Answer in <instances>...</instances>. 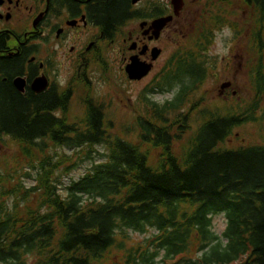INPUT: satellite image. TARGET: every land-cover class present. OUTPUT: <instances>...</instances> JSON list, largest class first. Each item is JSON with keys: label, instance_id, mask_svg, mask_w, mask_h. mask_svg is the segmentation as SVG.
<instances>
[{"label": "trees", "instance_id": "16d2710c", "mask_svg": "<svg viewBox=\"0 0 264 264\" xmlns=\"http://www.w3.org/2000/svg\"><path fill=\"white\" fill-rule=\"evenodd\" d=\"M235 3L201 5L191 42L170 64L168 87L153 84L138 96L136 140L113 133L106 104L83 76L72 89L80 115L70 114L68 86L26 98L0 81V142L19 151L11 165L0 160V264H264V0ZM125 6L123 0L122 13ZM107 8L110 15L119 11ZM224 28L244 42L250 94L208 104L201 86L217 76L218 62L205 65L201 46ZM0 66L6 76L18 59ZM180 78L174 98L148 97ZM246 126L263 141L227 147ZM97 146L104 160L62 195L59 175L90 159ZM63 147L71 154L57 152ZM24 165L36 172L29 187L21 182L30 176L20 174ZM218 213L225 215L220 234L212 221ZM131 232L151 233L136 239Z\"/></svg>", "mask_w": 264, "mask_h": 264}, {"label": "flooded vegetation", "instance_id": "af4514ba", "mask_svg": "<svg viewBox=\"0 0 264 264\" xmlns=\"http://www.w3.org/2000/svg\"><path fill=\"white\" fill-rule=\"evenodd\" d=\"M109 1L0 0V64L13 58L18 59L19 65L15 69H8L6 76L1 72L0 81H10L12 87L26 98L61 91L68 86V97L71 99L74 95V78L79 75L89 86L100 83L104 75L123 84L141 82L151 76L145 91L150 92L153 83H161L162 87L167 88L170 64L180 55L176 50L185 44L183 39L194 32L201 20V6H198L193 19V14L187 10L188 0H183L177 12L173 0H126L125 13L120 8L123 0ZM204 1L192 0L200 5ZM218 1L210 0L214 5ZM113 5L119 11L115 15L107 14V7ZM185 14L189 16L188 20ZM169 16L171 19L157 28V22ZM169 42H174L175 46L173 51L166 54ZM38 43L41 47L49 46L42 51L44 57L39 54ZM113 45L114 69L104 52L105 46L109 48ZM212 46L206 43L201 46L205 65L216 59L211 55ZM152 48L160 50L155 59H152ZM59 55L68 61V82L63 87L57 82L60 71L54 62ZM132 56L151 65L148 74L139 80L129 79L124 69ZM172 72L175 74L177 69ZM40 75L47 78L48 86L35 92L31 84ZM16 77L23 79V91L14 85ZM184 82L183 78L172 81L171 89L174 87L175 92L169 99L174 98ZM206 82L208 80L203 86ZM155 89L158 91L157 86ZM154 93L159 91L149 95ZM214 98L215 95L211 97Z\"/></svg>", "mask_w": 264, "mask_h": 264}, {"label": "rangeland", "instance_id": "374dc122", "mask_svg": "<svg viewBox=\"0 0 264 264\" xmlns=\"http://www.w3.org/2000/svg\"><path fill=\"white\" fill-rule=\"evenodd\" d=\"M238 3V0H236ZM235 3V5H237ZM198 6L200 7V3L192 2V0H188L187 10L190 11L193 15L191 16L194 19V13H196ZM232 8V7H231ZM188 14V13H187ZM185 14L186 20H188V15ZM191 20V18L189 19ZM188 26V25H187ZM186 26V27H187ZM196 31L189 33V37L184 38L183 42L185 45H188L191 42V37L194 35ZM245 40V39H244ZM213 44V46H212ZM211 47V55L216 57L217 60V76L215 78H210L208 82H206L205 86H201V92H203V97L205 98V103L213 104L216 103L218 100H228L230 101L235 97V100H247L249 96V89L247 84V74L248 71L244 66V61L247 56L246 52L244 51V42L242 40L236 39L232 31L228 28H224L223 30L216 33L213 42L210 44ZM209 45V46H210ZM175 46L174 42H169L167 53L173 51ZM49 47L46 45L45 47H41L38 43V50L39 54L44 57L42 51ZM115 46H110L104 49L105 56L108 61L112 64L114 69V51L113 49ZM224 56V59L222 57ZM56 63V68L60 71L59 79L57 80L58 84L63 87L68 80V61L62 57V55L57 56L54 59ZM115 68L117 65L115 64ZM149 76L147 79L141 82H130L126 84L123 83H116L112 81L116 87L113 89L106 80H101L100 83H95L90 86V90L95 97L99 99V101L106 104L107 109L105 111L106 117L108 120L113 121L112 130L113 133H117L120 136L126 137L129 140H136L137 138V130L132 129L134 116L136 115V104L137 96L145 91L148 82L150 81ZM230 81L231 85L226 88L222 94H219V87L222 82ZM68 82V81H67ZM154 84V83H153ZM152 84V85H153ZM120 89V90H119ZM175 92L174 87L169 89L168 91L154 93L148 95L154 101L159 103L165 101L172 97V94ZM74 95L70 100V114L72 115H80L83 112V107L81 104V100L79 98V93L76 91L73 92ZM215 95L214 99H211L212 96ZM207 99V100H206ZM129 129L131 133L127 134L126 131ZM9 139L8 137L4 136L3 140ZM263 141L262 137L258 133V131L254 128V126H246L243 130L235 131L234 134L228 138L225 142L227 147H234L241 144H247L252 142L261 143ZM58 153L65 152L67 155L71 154V150L63 147L56 149ZM18 147L12 143L8 142V145H3L0 142V160H7L9 165L12 164V160L18 154ZM105 150L97 146V150L91 153L90 159H84L83 161L79 162L77 167L72 170L68 174H60L59 181V191L62 195H65L66 189L65 187L69 184L72 180H77L80 178L88 169H90L94 163H98L104 160L103 153ZM51 153H53V148L51 149ZM22 172L30 173V176H22L21 182L25 187H29L34 183L35 177V170L28 167V165H24ZM13 197L8 198V205L11 204ZM213 230L220 234L225 226V215L223 213H218L213 215ZM151 232L147 233H138V232H131V235L136 239H143L145 236L150 235Z\"/></svg>", "mask_w": 264, "mask_h": 264}, {"label": "water", "instance_id": "95a60500", "mask_svg": "<svg viewBox=\"0 0 264 264\" xmlns=\"http://www.w3.org/2000/svg\"><path fill=\"white\" fill-rule=\"evenodd\" d=\"M136 0H133L135 2ZM174 5L176 6V12L180 10V8L183 5V0H173ZM171 19V16L164 18L162 20H159L157 22V28H160L165 24L166 21H169ZM159 49L157 48H152L151 55L152 59H155L158 56ZM125 72L128 76L129 79L131 80H139L145 75L148 74V72L151 69V65L145 63L144 61L138 60L136 56H132L130 58V62L126 64L125 66ZM14 85L19 91H23V79L21 77H16L14 79ZM231 85L230 81H225L220 84L219 87V94H222L223 91L228 88ZM48 86V80L44 75H40L36 77L32 84L31 87L35 92H39L44 90Z\"/></svg>", "mask_w": 264, "mask_h": 264}]
</instances>
